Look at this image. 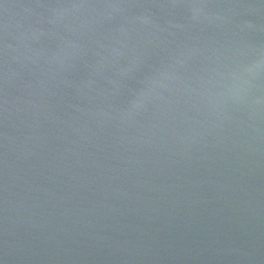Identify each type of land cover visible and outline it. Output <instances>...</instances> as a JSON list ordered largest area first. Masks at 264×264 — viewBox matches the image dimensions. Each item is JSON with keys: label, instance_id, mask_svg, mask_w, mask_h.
Instances as JSON below:
<instances>
[{"label": "water", "instance_id": "obj_1", "mask_svg": "<svg viewBox=\"0 0 264 264\" xmlns=\"http://www.w3.org/2000/svg\"><path fill=\"white\" fill-rule=\"evenodd\" d=\"M0 264H264V0H0Z\"/></svg>", "mask_w": 264, "mask_h": 264}]
</instances>
